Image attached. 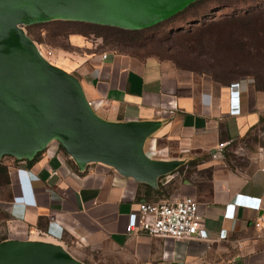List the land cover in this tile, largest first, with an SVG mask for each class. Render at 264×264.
Wrapping results in <instances>:
<instances>
[{"label":"crops","instance_id":"1","mask_svg":"<svg viewBox=\"0 0 264 264\" xmlns=\"http://www.w3.org/2000/svg\"><path fill=\"white\" fill-rule=\"evenodd\" d=\"M49 60L76 82L94 122L145 128L132 151L162 169L150 182L108 158L79 163L56 136L32 156L3 155L0 244L50 246L80 264H264V84L248 76L218 82L78 31ZM183 196L198 201L206 238L127 232L139 202Z\"/></svg>","mask_w":264,"mask_h":264},{"label":"water","instance_id":"2","mask_svg":"<svg viewBox=\"0 0 264 264\" xmlns=\"http://www.w3.org/2000/svg\"><path fill=\"white\" fill-rule=\"evenodd\" d=\"M191 0H0V157L32 156L53 136L79 163L112 160L123 172L152 182L161 165L143 164L133 153L141 126L106 127L89 115L76 82L49 65L15 26L51 18L81 19L139 28ZM0 264H80L41 244H0Z\"/></svg>","mask_w":264,"mask_h":264},{"label":"trees","instance_id":"3","mask_svg":"<svg viewBox=\"0 0 264 264\" xmlns=\"http://www.w3.org/2000/svg\"><path fill=\"white\" fill-rule=\"evenodd\" d=\"M240 1L247 2V0H191L173 14L139 28L71 18H53L32 22L26 24V27L46 22L64 25L68 29L65 31L66 37L74 31L86 35L93 33L100 35L106 45L117 48L140 47L150 43L161 44L174 38L175 45L177 47L182 46V50L186 54H194L195 59H200V62L210 60L211 66L218 69L221 72L220 75L234 74L232 76L229 74L231 79L248 76L252 77L259 85H263L264 65L259 68H245L236 64L241 60H252L256 57V59L264 60V2L249 8L246 6L243 9H239L238 6L217 19L208 20L211 18H208V15L216 12V10L228 6L234 7ZM195 23H197L196 26L190 27L191 24ZM160 25H165L166 28L164 34L158 36L157 32L152 29ZM27 34L30 36L28 29ZM153 55L158 56V54ZM174 58L173 60L179 67L200 73L204 72L198 66H190L181 59ZM230 61L233 65L227 66L230 65ZM210 76L218 82H225L223 78L228 81L227 78H229V76L223 77L214 74ZM8 182V164L1 157L0 187L7 185Z\"/></svg>","mask_w":264,"mask_h":264},{"label":"rangeland","instance_id":"4","mask_svg":"<svg viewBox=\"0 0 264 264\" xmlns=\"http://www.w3.org/2000/svg\"><path fill=\"white\" fill-rule=\"evenodd\" d=\"M260 2H264V0H247V2H237V4L232 7V6H228V7H223L221 9L216 10V12L208 15V20L210 19H217L219 17H221L223 14L227 13V12H231L235 7L239 6V9H243L244 7H250V6H255L256 4L260 3ZM53 19V18H51ZM49 20V19H47ZM198 23V22H197ZM197 23L195 24H191L190 27H194L197 25ZM15 26L17 28H19L22 32H24L31 40L33 46L37 49V50H41V56L42 58L51 66H53V64L50 62V55L48 54L47 51H53L54 47L56 46H66V27L64 25H56L54 23H43V24H36L35 26H31V27H26V24L24 23H16ZM67 27H69V25H66ZM166 26L165 25H160V26H156L154 27L152 30L154 32H157L158 36H161L162 34H164V30H165ZM27 29L30 31V36L27 34ZM151 30V31H152ZM157 36V35H156ZM150 42V41H149ZM185 47V46H183ZM127 49H129L132 52H135L137 54H139L140 56H145V55H153V54H158L159 57L162 58H166V59H170L171 61H173L175 64V59L174 57L181 59L183 62H185L186 64L190 65V66H198L200 69H202L204 72L202 73H206L209 75H216V76H225L228 77L227 80L231 79L230 75H234V74H226L225 75H220L221 72L218 71V69H214V67L211 66L210 60H202L200 62V59H195L196 57H194V54L192 55H188L185 52H183L182 50V46H176L175 45V40L174 38L167 40L166 42L164 41L161 44H156V43H150L147 45H143L140 47H130L127 46ZM208 58V57H205ZM257 58V57H256ZM253 58L252 60H245V61H239L237 62L236 65L245 67V68H259L262 65H264V60H259ZM204 59V58H203ZM230 65L227 66H232V61L229 62ZM54 67V66H53ZM216 70V71H215ZM214 77V76H213ZM226 81V78H223ZM222 79V80H223ZM0 197L6 196L8 194V189L7 188H3L0 192ZM5 222V213L2 209H0V224H2V228L0 229V233L4 234V228H3V223ZM11 241H5L4 243H9ZM84 264H113L112 261H98L97 259L95 261H84Z\"/></svg>","mask_w":264,"mask_h":264},{"label":"built area","instance_id":"5","mask_svg":"<svg viewBox=\"0 0 264 264\" xmlns=\"http://www.w3.org/2000/svg\"><path fill=\"white\" fill-rule=\"evenodd\" d=\"M38 51L41 54V50ZM47 53L51 54V51ZM238 86V82L230 85L232 109H238ZM225 215H229V207ZM126 230L127 232L143 231L152 235L173 238L207 237L202 227L199 203L191 196H183L170 201L139 202L128 214ZM224 235V232L220 234L221 237Z\"/></svg>","mask_w":264,"mask_h":264}]
</instances>
